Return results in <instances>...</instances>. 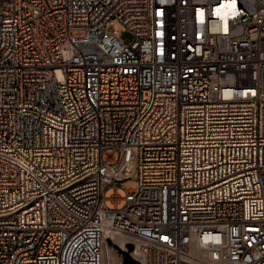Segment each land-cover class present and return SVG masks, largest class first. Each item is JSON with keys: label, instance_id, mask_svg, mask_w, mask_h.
I'll return each instance as SVG.
<instances>
[{"label": "built area", "instance_id": "1", "mask_svg": "<svg viewBox=\"0 0 264 264\" xmlns=\"http://www.w3.org/2000/svg\"><path fill=\"white\" fill-rule=\"evenodd\" d=\"M127 244L264 264V0H0V264Z\"/></svg>", "mask_w": 264, "mask_h": 264}, {"label": "rangeland", "instance_id": "2", "mask_svg": "<svg viewBox=\"0 0 264 264\" xmlns=\"http://www.w3.org/2000/svg\"><path fill=\"white\" fill-rule=\"evenodd\" d=\"M107 30H114L115 34L119 35L122 41H125L130 38V34L117 21H111ZM81 34H82L81 32H73V35H81ZM120 183H121V187L119 186L109 187L104 192L105 206L108 209H111V210L121 209L124 206L125 192L133 191V189L136 186V183L133 179H123ZM114 196H116L119 199L118 204L113 203L112 197Z\"/></svg>", "mask_w": 264, "mask_h": 264}, {"label": "water", "instance_id": "3", "mask_svg": "<svg viewBox=\"0 0 264 264\" xmlns=\"http://www.w3.org/2000/svg\"><path fill=\"white\" fill-rule=\"evenodd\" d=\"M108 244H110L109 240H106ZM116 249L118 250V252L120 253V255L123 258V264H139L138 261H136L135 259H133L130 255L129 252L132 249V245L131 244H127L126 245V250H121L119 248L116 247Z\"/></svg>", "mask_w": 264, "mask_h": 264}]
</instances>
